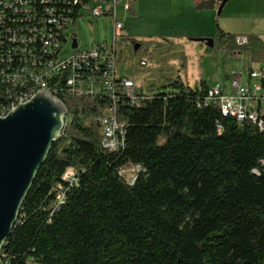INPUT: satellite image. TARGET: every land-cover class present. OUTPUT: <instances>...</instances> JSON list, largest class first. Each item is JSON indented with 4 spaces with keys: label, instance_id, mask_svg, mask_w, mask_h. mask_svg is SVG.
Returning <instances> with one entry per match:
<instances>
[{
    "label": "trees",
    "instance_id": "trees-1",
    "mask_svg": "<svg viewBox=\"0 0 264 264\" xmlns=\"http://www.w3.org/2000/svg\"><path fill=\"white\" fill-rule=\"evenodd\" d=\"M216 24L213 36L187 40L209 54L245 55L250 68L264 61L259 36L241 46V36ZM137 45L138 54L144 43ZM180 61L186 71L187 57ZM140 89L147 97L138 104L117 105L127 127L112 152L96 120L109 105L105 95L60 97L71 121L34 180L0 264H264V131L224 116L207 100L204 79L193 88L178 76L157 91ZM3 93L0 86L1 102ZM128 166L139 168L132 182L121 174ZM68 169L77 183L54 208L59 188L70 187Z\"/></svg>",
    "mask_w": 264,
    "mask_h": 264
},
{
    "label": "built area",
    "instance_id": "built-area-1",
    "mask_svg": "<svg viewBox=\"0 0 264 264\" xmlns=\"http://www.w3.org/2000/svg\"><path fill=\"white\" fill-rule=\"evenodd\" d=\"M140 1L0 0V86L4 88L0 115L31 100L37 87L49 88L61 101L105 94L109 105L96 120L101 127L102 146L116 151L124 143L127 127L118 117V103L126 98L136 105L147 97L134 80L119 75L116 67L117 43L125 38L121 33L125 29L123 18ZM98 20L113 21L112 43L83 52L73 28L80 22ZM75 41L77 47L73 48ZM247 42L245 36L237 39L241 46ZM141 65L148 62L142 60ZM207 100L217 102L224 116H228L225 107L243 109L246 121L264 131V69L244 66L240 74L233 73L229 83L211 88ZM98 107L101 109V102ZM70 121L68 114L65 126ZM63 179L70 187L66 191L59 188L54 208L64 204L67 191L78 178L73 169H68ZM3 257L0 253V259Z\"/></svg>",
    "mask_w": 264,
    "mask_h": 264
},
{
    "label": "rangeland",
    "instance_id": "rangeland-1",
    "mask_svg": "<svg viewBox=\"0 0 264 264\" xmlns=\"http://www.w3.org/2000/svg\"><path fill=\"white\" fill-rule=\"evenodd\" d=\"M169 11V0H152L146 7V16L142 15L136 19L132 18L130 13L126 19L123 18L125 29L121 33L125 38L117 43L116 67L119 75L134 80L138 87L141 86L146 91H157L169 78L178 76L192 88L198 85L201 79L213 88L229 83L227 76L240 74L243 67L249 64V57L234 55L230 51L209 54L206 48L196 41H167L169 36L159 33V18L168 16ZM217 14L223 29L220 28L225 32L241 37L259 34L264 39V0H231L224 6L221 14ZM221 23L219 22V26ZM215 27L217 31V24ZM73 31L81 50L86 52L99 44L110 45L114 25L111 20L80 22ZM134 41L144 43L138 54ZM183 57L188 59L187 71L180 68V60ZM142 60H146L148 65L143 67ZM253 67L264 69V61L253 63ZM137 172L136 167L128 166L123 175L126 180L132 182Z\"/></svg>",
    "mask_w": 264,
    "mask_h": 264
},
{
    "label": "water",
    "instance_id": "water-1",
    "mask_svg": "<svg viewBox=\"0 0 264 264\" xmlns=\"http://www.w3.org/2000/svg\"><path fill=\"white\" fill-rule=\"evenodd\" d=\"M231 0H208L198 11L218 13ZM199 42V40H196ZM208 38L206 43H212ZM77 47V42L73 48ZM139 45L135 47V51ZM66 105L49 89L37 93L27 103H20L6 116L0 115V253L16 225L24 201L34 180L45 164L54 143L65 127Z\"/></svg>",
    "mask_w": 264,
    "mask_h": 264
},
{
    "label": "crops",
    "instance_id": "crops-1",
    "mask_svg": "<svg viewBox=\"0 0 264 264\" xmlns=\"http://www.w3.org/2000/svg\"><path fill=\"white\" fill-rule=\"evenodd\" d=\"M151 1L152 0H141L131 13L132 18L137 19L139 17L141 18L142 15L146 16V7L151 4ZM205 1L208 0H169L170 11L168 16L159 18V22H161L159 33L164 36L168 35L169 38L167 41L173 42L183 41V39H187L186 36H213L216 33V21L221 23L217 14L220 3L217 2L215 10L198 11L196 7ZM220 27L222 28V23ZM257 36L264 41L262 35L258 34Z\"/></svg>",
    "mask_w": 264,
    "mask_h": 264
},
{
    "label": "bare ground",
    "instance_id": "bare-ground-1",
    "mask_svg": "<svg viewBox=\"0 0 264 264\" xmlns=\"http://www.w3.org/2000/svg\"><path fill=\"white\" fill-rule=\"evenodd\" d=\"M45 89H49V88H47V87H37V89H36V91H33V97L37 94V93H39V92H41V91H43V90H45ZM50 90V89H49ZM51 91V94L54 96V97H56L55 96V94H54V92H52V90H50ZM105 95V94H104ZM96 96H101V94H96ZM97 98V97H96ZM104 98V97H103ZM58 100H60V99H58ZM29 100H27V102H28ZM27 102H25V103H27ZM17 107H14V108H12V109H10V111H6V113L3 115V116H6L8 113H10L11 111H13L14 109H16ZM225 114L226 115H228V114H231L232 116H235L239 121H243L245 118H246V113H244L243 112V109H237V107H225Z\"/></svg>",
    "mask_w": 264,
    "mask_h": 264
}]
</instances>
